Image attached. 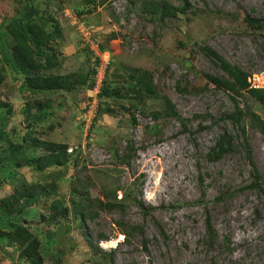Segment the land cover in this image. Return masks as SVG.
Segmentation results:
<instances>
[{
  "label": "rangeland",
  "instance_id": "1",
  "mask_svg": "<svg viewBox=\"0 0 264 264\" xmlns=\"http://www.w3.org/2000/svg\"><path fill=\"white\" fill-rule=\"evenodd\" d=\"M58 1L64 13L53 0H0V26L27 3L34 9L40 7L43 15L54 16L64 36L63 41L54 43L60 62L54 73L59 74L86 71L94 59L85 52L78 27L65 13L77 16L100 43L106 45L108 38L116 35L110 43L119 48L110 53L106 74L111 89L127 86L123 79L129 70L147 71L157 91L167 96L188 122L184 129L177 119L155 120L151 113L158 111L161 101L147 96L145 107L133 110L135 124L125 110L128 103L120 99H103V107L112 113L104 112L91 124H84L80 116L87 103L95 99L97 110L101 102L97 96L92 98L93 91L80 89L50 96L51 116L36 127L35 135L66 144L72 158L62 170L64 178L57 182L56 197L72 209L71 183L80 186L81 182L91 200H104L102 192L115 191L117 201L130 193L140 206L126 202L123 209L105 210L94 205L92 220L87 218L83 226L69 213L58 227L51 228L55 234L48 240L47 226L39 218V214L48 216L49 201L43 200L26 216L41 243L43 264H264V196L248 188L253 176L242 136L223 119L234 110L230 94L207 85L203 77L227 75L199 50L208 45L264 87V31L253 30L242 20L244 15L264 19V0H188L191 8L186 13L197 9L196 16L179 15L162 22H151L142 12L145 0H112L90 14H79L92 7L83 5L82 0ZM167 1L180 5L179 0ZM3 35L11 46V38ZM0 72V103L11 108L7 132L23 135L27 131L22 113L25 103L44 101L48 96L21 91L20 80L14 79L15 74L1 58ZM237 100L264 119V108L247 95ZM245 123L250 156L264 184V139L248 126V120ZM153 125L159 129L157 134L145 130ZM222 134L232 137V150L219 159L208 158ZM4 175L0 200L22 180H40L29 168L7 170ZM7 222L0 209V227ZM120 223L141 227L143 232L132 235L128 242L124 238L117 242L123 237ZM101 242L106 243L105 250L99 247ZM18 254L0 239V264H26Z\"/></svg>",
  "mask_w": 264,
  "mask_h": 264
},
{
  "label": "trees",
  "instance_id": "2",
  "mask_svg": "<svg viewBox=\"0 0 264 264\" xmlns=\"http://www.w3.org/2000/svg\"><path fill=\"white\" fill-rule=\"evenodd\" d=\"M110 1L82 0L83 5H91L92 7L82 9L79 14H90L98 7L106 6ZM53 2L58 7L59 12L62 13L64 7L58 0H53ZM179 2L180 5L175 6L167 0H145L141 8L142 12L151 17V22L155 19L162 22L166 19L176 18L179 15L188 18L190 15L196 16L199 12L197 9H193L187 15V10L191 8L188 0H179ZM130 4L133 7L136 5L133 1ZM44 11L46 10L44 9ZM216 13L220 14L218 11ZM242 20L253 30L264 31V19L244 15ZM1 24L0 58L2 63L7 65L15 74L14 79L20 80L19 88L21 91H26L31 95L46 94L45 96L48 97L44 101L33 100L25 103L22 113L26 121L27 131L23 135L12 136L7 132L6 123L10 117L11 108L5 103H0V188L6 182L4 173L7 170L17 171L29 168L40 177V180L35 182L22 180L19 185L13 187L11 192L0 200V209L8 218L7 224L0 227V239L5 240L8 247H15L19 251V259L26 264H43L44 255L41 250V243L34 233L35 229H32L34 225H31V221L26 217L31 210L38 209L43 200L49 201L46 208L48 216L39 214V218L42 224L47 226L45 236L48 240H51L55 234L51 228L58 227L62 220L67 219L69 213H71L75 222L83 226L87 218L92 220L94 205L100 209L113 210L115 208L123 209L126 202L135 203L139 206L140 204L131 197L130 193H124L123 197L117 201L115 191L102 192L104 200H91L87 188L81 182L79 183L80 186L71 183L69 201L72 209L64 199L56 197L57 182L64 178L62 170L71 164L72 158L70 153L67 152L68 147L66 144L42 140L37 137L35 135L36 127L42 125L51 116L52 97L50 96L58 92L69 93L73 90L86 91L93 89L98 59L92 58L93 65L86 71L69 74L54 73L60 66L54 43L63 41L61 24L50 13L47 12V15H43L40 7L34 9L30 7L29 3L20 12L5 18ZM2 29L5 31H2ZM3 33L11 38V46L5 42ZM116 37V35H111L106 45L98 41L99 49L110 53L117 50L119 45L110 43ZM84 50L91 57L93 56L87 48H84ZM199 50L227 75V77H224L204 74L203 77L207 85H213L215 88L230 94L235 105L234 110L224 115L223 119L230 121L242 136L246 157L253 176V182L248 188L257 189L264 196V184L261 183L259 173L250 156L245 126V121L248 120V126L258 131L264 139V119L252 111L251 108L241 107L237 100L238 97L247 95L264 108V88H250L248 83L249 74L240 67L226 61L208 45H201ZM190 71L194 72V69L190 67ZM123 81H126L127 86L111 89L107 77L104 78L99 94H97V99L101 102H98L96 116H100L104 112L112 113L109 107H103L102 104L105 103L103 99H120L128 103L129 108L125 110L131 114V122L135 124L133 110L145 107L144 98L148 96L161 101L158 111L151 113L155 120L160 117L166 120L177 119L186 129L188 120L182 119L171 100L157 91L150 73L140 69H131L126 73ZM2 82L3 77L0 72V84ZM145 130L155 134L159 131L155 125L146 127ZM35 150L41 151V154L35 155ZM231 150L232 137L222 134L210 149L208 158L219 159L224 153ZM113 151L116 154V150L113 149ZM118 227L124 236V242H128L129 237L132 235H141L143 232L141 227L123 223H120ZM206 227L209 234H211L208 220ZM35 228L37 227L35 226ZM98 251L100 250L98 249Z\"/></svg>",
  "mask_w": 264,
  "mask_h": 264
},
{
  "label": "built area",
  "instance_id": "3",
  "mask_svg": "<svg viewBox=\"0 0 264 264\" xmlns=\"http://www.w3.org/2000/svg\"><path fill=\"white\" fill-rule=\"evenodd\" d=\"M113 5V2L111 3ZM67 12V10H66ZM64 13V11H63ZM65 15L71 19L73 21V24L76 25L78 27V32L80 34V41L84 43L85 47L92 52L94 58H97L98 59V64L96 65V73L94 75V88H93V94L95 95L100 87H101V83L105 77V73H106V70L108 69L109 67V64H110V55L108 52H105V51H101L99 49V43H98V40L95 39L92 35V31H90V28L88 27H84L85 23L84 22H81L79 20V18L73 15H70L68 12L65 13ZM249 82H250V86L252 88H259L261 87L260 85H257L256 84V80L253 78V79H249ZM93 104H94V101L92 102H88L87 103V107L84 108V114H82L80 116V119L87 123V124H90L92 119L94 118L95 116V108L93 107Z\"/></svg>",
  "mask_w": 264,
  "mask_h": 264
},
{
  "label": "clouds",
  "instance_id": "4",
  "mask_svg": "<svg viewBox=\"0 0 264 264\" xmlns=\"http://www.w3.org/2000/svg\"><path fill=\"white\" fill-rule=\"evenodd\" d=\"M111 1H112V0H111ZM111 1H110V2H111ZM105 52H107V51H105ZM108 53H109V55H110V52H108ZM112 53H113V52H112ZM109 67H110V64H109ZM109 67H108V68H109ZM105 77H106V73H105ZM105 77H104V78H105ZM249 79H253V77H250V76L248 77V83H249V85H250ZM103 80H104V79H103ZM94 85H95V83H94ZM101 85H102V83H101ZM93 88H94V86H93ZM250 88H252V87L250 86ZM259 88H264V87H259ZM256 89H257V88H256ZM92 90H93V89H92ZM92 90H88V91H92ZM99 91H100V89H99ZM99 91H98L95 95L93 94V95H92V98H94L95 96H97V94H99ZM93 100H95V99H93ZM93 100H92V101H93ZM92 101H91V102H92ZM83 111H84V109H83ZM95 111H96V108H95ZM83 113H84V112H83ZM95 117H96V112H95V116H94V118L92 119V121L95 119ZM92 121H91V122H92ZM83 123L85 124V122H83ZM90 124H91V123H90ZM119 238H121V239H120V240H117V242H123V238H124V236H123V237L120 236ZM105 244H106L105 242H101V243H99V247L102 248L103 250H105V249H106Z\"/></svg>",
  "mask_w": 264,
  "mask_h": 264
}]
</instances>
